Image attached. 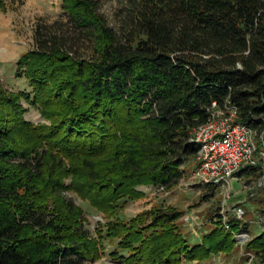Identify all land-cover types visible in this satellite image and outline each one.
<instances>
[{
    "label": "trees",
    "instance_id": "1",
    "mask_svg": "<svg viewBox=\"0 0 264 264\" xmlns=\"http://www.w3.org/2000/svg\"><path fill=\"white\" fill-rule=\"evenodd\" d=\"M99 1L62 0L67 19L37 23L33 47L17 59L30 89L0 83V264H87L103 255L180 264L229 253L237 241L220 209L194 243L178 208L119 212L143 195L139 184L168 190L196 165L191 130L208 120L213 100H228L239 120L264 131V0H127L117 28ZM22 100L48 122L27 119ZM202 184V195L214 192ZM65 191L105 221L91 231ZM242 251L247 264H264V228Z\"/></svg>",
    "mask_w": 264,
    "mask_h": 264
},
{
    "label": "rangeland",
    "instance_id": "2",
    "mask_svg": "<svg viewBox=\"0 0 264 264\" xmlns=\"http://www.w3.org/2000/svg\"><path fill=\"white\" fill-rule=\"evenodd\" d=\"M61 2L62 0H0V83L4 87L13 90L30 87L25 75L21 72L22 68L19 70L20 75H17V59L23 52L33 47V30L37 23L67 19L68 15L62 8ZM126 4L127 0H100L98 9L107 22L117 28L124 17ZM22 102L27 107L24 113L27 119L33 122H48L36 107L27 104L24 100ZM193 168L192 164L189 165L185 176L168 190L155 185L139 184L137 187L144 191L143 195L128 199L119 215L129 218L145 209H150L152 205L178 208L182 211L178 223L187 240L194 243L201 241L204 232L215 225L214 220L211 219L215 211L224 207L222 209L224 219H234L236 217L232 207L239 204L244 213L236 219L239 223L248 224L249 235H239L237 231L241 227L234 229L230 226L227 229L223 226L224 229L230 230L237 241L229 253L219 252L204 261H183L180 264H244V262L247 264L248 262L242 256V243L264 228V186L261 191L255 190L250 186L255 179L243 176L238 179L232 178L225 193L215 189L212 194L204 196L202 194L205 190L201 187L202 183L192 176ZM64 194L70 196L83 208L86 217L84 225L91 231L94 230L98 220L105 221L102 212L89 205L86 200H82L74 192L65 191ZM223 197H226V200H223ZM183 213H193V219L185 220ZM106 248L110 249L112 245L106 243ZM87 264L123 263L111 259L108 255H103Z\"/></svg>",
    "mask_w": 264,
    "mask_h": 264
},
{
    "label": "built area",
    "instance_id": "3",
    "mask_svg": "<svg viewBox=\"0 0 264 264\" xmlns=\"http://www.w3.org/2000/svg\"><path fill=\"white\" fill-rule=\"evenodd\" d=\"M191 138L198 144L195 154L196 165L192 169L193 178L198 182L213 185L215 189L225 193L235 172L243 166L261 164L264 182V131L257 134L256 130L238 119L235 105L226 100L219 106L214 100L210 105L208 120L191 130ZM226 200V197H223ZM222 225L229 229L228 219ZM236 218L244 213L241 205L232 207ZM193 213L182 214L187 221L193 219ZM241 236H248V231L238 230Z\"/></svg>",
    "mask_w": 264,
    "mask_h": 264
},
{
    "label": "crops",
    "instance_id": "4",
    "mask_svg": "<svg viewBox=\"0 0 264 264\" xmlns=\"http://www.w3.org/2000/svg\"><path fill=\"white\" fill-rule=\"evenodd\" d=\"M242 167H240L236 172H235V174H234V176H233V178H240V177H243V176H246V178H254L255 179V182H253L250 186L251 187H253V188H255V190H263V186H264V182L261 180V175L260 176H251V175H246L245 173H243V174H239L238 173V171L241 169ZM244 180H246V179H244ZM203 185V184H202ZM206 185V184H205ZM202 188H203V190L204 189H206V187L205 186H201ZM263 187V188H262ZM201 188V189H202ZM239 204H237V206H238ZM184 212V211H183ZM191 212H193V210L191 211ZM185 213V212H184ZM248 225V224H247ZM248 231H249V233H250V230H249V227H248Z\"/></svg>",
    "mask_w": 264,
    "mask_h": 264
}]
</instances>
